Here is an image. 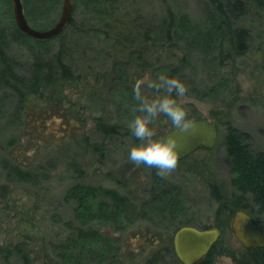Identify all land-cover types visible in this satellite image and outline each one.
I'll list each match as a JSON object with an SVG mask.
<instances>
[{
    "label": "rangeland",
    "instance_id": "374dc122",
    "mask_svg": "<svg viewBox=\"0 0 264 264\" xmlns=\"http://www.w3.org/2000/svg\"><path fill=\"white\" fill-rule=\"evenodd\" d=\"M76 1L79 8L77 11L74 9V20L86 26L98 24L101 30L111 34L114 41H119L116 50H112L101 46L97 39L90 36L77 38L74 33L65 32L69 37L73 35L70 38V45L79 46L73 70L76 74H84L77 81L79 83L69 89L70 104L65 105V110L70 117L75 118L71 126L80 128V124L77 123L80 120L86 132H90L93 127L91 118L95 111H99L101 105L95 100L99 97L107 104L116 100V97L107 95L105 91L98 93L93 90L92 84L97 72H105L108 75L115 63L126 64L130 85L135 89V85L141 79L145 77L152 79L153 70L157 65L154 66L153 59L156 55L152 53L154 42L148 41V38L160 35L155 29L164 20L167 9L175 15H185L194 21L202 22L208 18L207 0H120L118 12L111 16L107 15L110 13L106 9L99 11L92 9L91 5L88 7L90 0ZM21 2L25 7L23 10L28 17L29 25L43 31L57 23L63 0H60L57 6L54 0H25V4L22 0ZM73 3L76 5L75 0ZM249 17L256 23L258 21L251 34L249 52L225 65L219 72L226 80L225 88L218 90L216 96L206 97L204 100L189 96L187 93L179 98L183 105H193L201 119L214 122L220 120L219 134L214 147L211 150H200L178 162L177 167L165 176L167 183L178 186L182 194L178 208L180 217L178 220L182 224L180 227L185 225L220 230L218 239L220 248L205 258L207 264H221L220 258L223 255L230 256L232 264H241L249 257L248 251L240 246L231 231V222L236 210L230 208L224 210L221 220L217 214L221 205L218 197L222 198L232 192V176L222 142L227 124L247 132L251 136V147L254 151H264V73L259 66L263 54L261 46L264 44V17L260 18L254 13ZM16 29L18 30L12 0H0V49L21 65L19 68L21 73L25 64L37 57L49 58L57 48V40L51 41L47 46H38L31 40L21 41L14 34ZM157 42L163 43L161 40ZM159 48H162L159 49V54H163L168 47ZM81 53H85L86 56L84 64L81 61ZM139 56L140 58L136 60ZM194 57L198 59L196 54ZM197 68L195 80L189 79L200 90L206 89L212 85L209 78L215 72L213 70L208 72L198 62ZM186 86L187 90L191 87L190 84ZM142 91L150 99L157 95V91L152 92L147 83ZM93 95L98 97L93 99ZM35 104L36 108L40 107L37 105H41ZM13 107L8 96L1 97L0 264H23L18 258L6 259L4 257L6 252H1L5 247L23 249V254L29 260L28 264H63L55 258L53 248L71 235L78 226L73 219L74 207L64 198L67 188L78 182L92 186L102 185L106 188L119 189L122 193H127L130 199H138L137 201L142 203L146 199L144 192L151 183V174L144 165H137L129 159L128 153L132 146L130 128L120 131L121 136L111 141L110 156L98 161L95 154L84 151L70 140L51 144L52 133L60 130L61 126H66L61 116L52 108L40 107L34 113L35 119L38 117L45 122L44 131L47 138L41 139L38 131L41 128H35V119L28 122L26 115L22 124L17 127L6 124L5 114ZM109 109L115 120L119 116L129 115L126 111L123 112V109L117 110L113 105ZM187 111L190 113L188 109ZM152 127L157 135L165 136L176 126L161 114L159 121ZM82 132L83 127L77 135ZM67 134L69 135V132ZM13 138L18 140L14 146L9 143ZM16 163H21L22 167L30 170L36 178L29 183L10 180L7 176L9 168ZM135 178H140L144 183L142 188H135L133 182ZM116 180H121L125 187L121 188ZM136 190L142 193V196L137 195ZM154 214L159 217L154 216L148 223L134 219L133 224L128 225L122 233L114 231L115 227L112 226L101 227L103 234L116 237L117 244L121 246V254L105 264H176L166 253L164 241L157 237L144 240L146 237L143 236L148 232V227L170 225L168 215L156 212ZM260 219L264 220L263 217ZM148 235L150 236V233ZM86 264L103 263L89 261Z\"/></svg>",
    "mask_w": 264,
    "mask_h": 264
},
{
    "label": "trees",
    "instance_id": "16d2710c",
    "mask_svg": "<svg viewBox=\"0 0 264 264\" xmlns=\"http://www.w3.org/2000/svg\"><path fill=\"white\" fill-rule=\"evenodd\" d=\"M54 1L56 6L60 2V0ZM90 1L87 6L91 5L92 9L99 11L106 9L110 13L106 12L108 16L118 12L120 5V0ZM75 2L74 9L77 11L79 6L76 0ZM207 7L208 18L202 22L191 20L185 15H175L170 9H167L164 20L157 27L158 30L155 29L160 35L148 38V41L154 42L152 53L156 55L153 59L154 66L157 65L153 70L152 79L158 78L161 73L177 77L185 84L191 85L187 94L199 100L214 97L218 90L225 88L226 80L219 72L225 65L249 52L251 34L258 23L253 18L250 20L249 15L254 13L260 18L264 17V0H207ZM25 18L29 23L27 15ZM66 31L74 33L73 35H76L77 38L84 36L95 38L101 46L112 50H116L119 44L118 40H113L111 34L101 30L98 24L82 25L73 17L66 29L49 41L29 39L16 29L14 34L21 41L30 42L31 40L38 46H47L51 41L57 40L58 45L49 58L37 57L25 64L23 73L19 69L21 65L6 56L4 50L0 49V99L8 96L14 105L10 111L6 112L4 118H6L8 126L17 127L22 124L25 115L29 122L31 119H35L36 109L40 107L46 109L48 106L60 115L66 124V126H61L56 133H52L51 144L70 140L84 151L95 154L98 161L105 160L107 156H110L109 144L111 141L121 136L120 131L129 129L133 116L140 114L138 112L140 101L136 99L135 91L130 85L131 80L126 64L117 62L112 66L108 75L105 72H97L92 84L94 91L98 93L105 91L107 95L116 97L115 102L107 104L98 96L93 95V99L98 97L95 101L100 102L101 105L100 108L95 106L99 111H95L91 118L93 127L90 132L84 131V124L78 119L80 123H77L81 127L71 126L75 118L70 117L65 110V105L70 104L69 89L78 84L77 81L84 74H76L73 70L75 54L79 46L77 44L70 45V38L73 35L69 37L68 34L66 35ZM160 40L163 42L162 44L157 42ZM109 42L113 43L109 44ZM159 47L168 48L163 54H159V49H162ZM261 50L263 54L259 66L264 73V44L261 46ZM195 54L198 59L194 57ZM80 55L82 63L85 62V53ZM139 58L140 56L136 57V60ZM197 62L208 72L209 70L215 72L209 78L212 85L206 89L200 90L190 80L191 78L195 80L197 75ZM86 77L88 76L86 75ZM107 83L109 85H106ZM150 89L152 92L155 91L153 88ZM35 103L41 104L37 105L40 107L36 108ZM110 104L119 111L123 109V112L126 111L129 115L113 119L109 109ZM184 107H187L186 109L190 112L188 113L189 121L201 119L193 105L188 104ZM36 119L35 128H41L38 130L41 139L47 138L44 131L45 122L38 117ZM158 121L159 117L153 121L152 126ZM219 121L215 122L217 128ZM82 127L83 132L77 135ZM131 139L132 145L139 142L133 134H131ZM17 142L18 140L14 138L9 140L12 146ZM222 142L226 153V162L232 176V192L222 198L218 197L221 201L217 213L218 219L221 220L224 210L230 208L236 211H246L253 218L263 220L260 217L264 218V151H254L251 147V136L230 124L226 126ZM144 167L151 174V183L144 192L146 199L142 203L138 202V199H130L127 193L124 194L119 189L106 188L102 185L92 186L78 182L67 188L64 198L73 205V219L78 226L71 235L54 246L53 254L59 263L86 264L89 261H95V263L105 264L116 259L121 254V246L117 244L116 237L103 234L101 227L112 226L115 227L114 231L122 233L128 225L133 224L134 219L148 223L154 216H158L154 214L156 212L168 215L170 225L148 227V232L143 236L146 237L144 240L157 237L164 241L166 253L173 258L176 264H180L174 254L172 238L175 231L182 225L178 220L180 218L178 208L182 201L181 191L178 186L168 184L165 176L158 175L156 168L146 165ZM79 174H82L81 171ZM7 176L17 183H29L36 178L30 170L24 169L21 163L12 165ZM133 182L136 189L142 188V184H144L140 178H135ZM116 183L121 185V188L125 187L121 180H116ZM135 192L142 196L138 190ZM219 248L217 241L206 258ZM247 251L249 257L241 264H264V248ZM1 252H6L4 257L8 260L18 258L23 261V264L29 262L20 247L15 249L5 247ZM251 255L253 257H250ZM206 261L204 259L199 264H207Z\"/></svg>",
    "mask_w": 264,
    "mask_h": 264
},
{
    "label": "water",
    "instance_id": "95a60500",
    "mask_svg": "<svg viewBox=\"0 0 264 264\" xmlns=\"http://www.w3.org/2000/svg\"><path fill=\"white\" fill-rule=\"evenodd\" d=\"M15 24L25 36L38 41H49L59 36L73 17V0H63L61 14L57 23L47 30L31 27L25 18L21 0H12ZM191 127H174L166 134H174L179 142L183 161L200 150H211L218 137L214 121L207 119L191 120ZM231 231L240 246L245 250L264 248V220H257L243 210L234 213ZM220 236L218 228L199 229L193 226L178 228L172 238L175 257L180 264H199L210 253Z\"/></svg>",
    "mask_w": 264,
    "mask_h": 264
},
{
    "label": "clouds",
    "instance_id": "9594fccd",
    "mask_svg": "<svg viewBox=\"0 0 264 264\" xmlns=\"http://www.w3.org/2000/svg\"><path fill=\"white\" fill-rule=\"evenodd\" d=\"M145 83L157 91V95L151 99L142 91ZM134 91L136 99L140 101L138 108L140 114L134 116L129 127L139 142L129 149V159L137 165L154 167L158 175L166 176L177 167L181 156L179 142L174 134L157 135L152 123L163 114L177 128L191 127L188 111L179 100L186 95L187 86L179 78L161 73L156 79L149 77L141 79L135 85ZM220 259L221 264H232V258L228 255H223Z\"/></svg>",
    "mask_w": 264,
    "mask_h": 264
}]
</instances>
